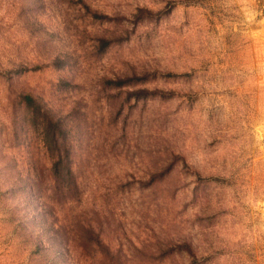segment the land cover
Listing matches in <instances>:
<instances>
[{"label": "rangeland", "instance_id": "374dc122", "mask_svg": "<svg viewBox=\"0 0 264 264\" xmlns=\"http://www.w3.org/2000/svg\"><path fill=\"white\" fill-rule=\"evenodd\" d=\"M0 264H264V0H0Z\"/></svg>", "mask_w": 264, "mask_h": 264}]
</instances>
